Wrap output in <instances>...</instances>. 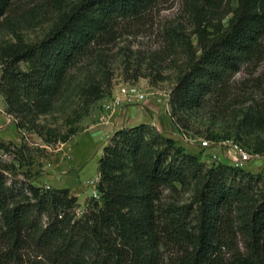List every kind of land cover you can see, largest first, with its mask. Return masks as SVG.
I'll list each match as a JSON object with an SVG mask.
<instances>
[{"label": "trees", "instance_id": "trees-1", "mask_svg": "<svg viewBox=\"0 0 264 264\" xmlns=\"http://www.w3.org/2000/svg\"><path fill=\"white\" fill-rule=\"evenodd\" d=\"M14 2L0 0V31ZM161 2L81 0L40 42L2 48L0 95L18 131L47 145L77 135L74 124L103 98V86L84 83L86 111L68 131L39 119L121 39L152 26ZM234 3L186 0L192 32L163 27L161 54L183 49L188 57L175 77L171 117L188 129L194 115L233 116L264 155V0ZM0 152V264H264V177L207 166L150 124L114 134L99 161L100 200L82 214L70 190L18 178V168L34 165L32 149L0 139Z\"/></svg>", "mask_w": 264, "mask_h": 264}, {"label": "rangeland", "instance_id": "rangeland-1", "mask_svg": "<svg viewBox=\"0 0 264 264\" xmlns=\"http://www.w3.org/2000/svg\"><path fill=\"white\" fill-rule=\"evenodd\" d=\"M80 1L15 0L11 15L0 31V51L19 41L29 44L40 42L62 15L70 12ZM185 6L186 0H162L152 26L121 39L102 62L91 65L81 87H77V83L64 101L57 104L49 115L39 119L47 128L68 131L69 123L78 119L77 112L86 111L82 92L84 83L103 86V98L90 105L88 113L74 124L78 133L67 143L47 145L38 135L19 132L18 121L6 113L0 95V117H3L0 139L19 147L27 146L33 152L34 165L18 168L19 179L28 174L37 186L70 190L78 198L82 214L91 200H100L97 187L100 181L99 161L104 148L117 131L142 124L156 127L207 166L217 163L232 166L226 162L225 155L237 145L251 158L239 169L264 177V155L255 154L257 136L245 134L233 116L212 120L204 115H194L189 117L188 129H179L171 117L175 77L178 67L184 66L188 57L183 49L170 58L161 54L165 47L161 32L168 24L182 30L189 28ZM234 6H237V0ZM231 18L227 17L225 24ZM189 29L188 34L192 32ZM192 41L196 46L195 37ZM261 139L264 141V135ZM230 156L234 157V153ZM3 159L13 162L11 157ZM183 201L191 202V196H185Z\"/></svg>", "mask_w": 264, "mask_h": 264}, {"label": "built area", "instance_id": "built-area-1", "mask_svg": "<svg viewBox=\"0 0 264 264\" xmlns=\"http://www.w3.org/2000/svg\"><path fill=\"white\" fill-rule=\"evenodd\" d=\"M234 153V157L230 156ZM236 156V157H235ZM218 157L215 156V159ZM220 159V158H219ZM250 156L244 152V150L239 146H234V148L230 149L225 155L226 162L228 161L233 167L240 168L244 163L250 160Z\"/></svg>", "mask_w": 264, "mask_h": 264}, {"label": "crops", "instance_id": "crops-1", "mask_svg": "<svg viewBox=\"0 0 264 264\" xmlns=\"http://www.w3.org/2000/svg\"><path fill=\"white\" fill-rule=\"evenodd\" d=\"M4 105V104H3ZM1 120H3V117H0V125H1V123L3 122V121H1ZM9 123H11V121H8ZM11 124H13V122L11 123ZM0 132H2L1 131V129H0ZM2 135V134H1Z\"/></svg>", "mask_w": 264, "mask_h": 264}]
</instances>
